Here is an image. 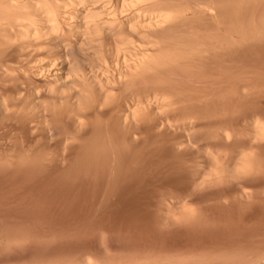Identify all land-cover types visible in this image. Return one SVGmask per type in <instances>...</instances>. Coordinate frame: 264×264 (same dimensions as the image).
Segmentation results:
<instances>
[{
  "label": "rangeland",
  "instance_id": "obj_1",
  "mask_svg": "<svg viewBox=\"0 0 264 264\" xmlns=\"http://www.w3.org/2000/svg\"><path fill=\"white\" fill-rule=\"evenodd\" d=\"M213 2L174 34L246 40L106 97L50 92L0 46V264H264V0ZM161 94V118L119 123Z\"/></svg>",
  "mask_w": 264,
  "mask_h": 264
},
{
  "label": "bare ground",
  "instance_id": "obj_2",
  "mask_svg": "<svg viewBox=\"0 0 264 264\" xmlns=\"http://www.w3.org/2000/svg\"><path fill=\"white\" fill-rule=\"evenodd\" d=\"M216 5L213 0H0V46L21 45L25 65L16 68L40 79L50 92L79 94L95 87L106 97L116 84L129 86L165 66L246 40L243 31L215 40L198 35L199 30L190 36L174 34L187 23L212 19ZM9 70L0 64L1 76ZM161 96L141 102L132 98L119 110V123L128 126L148 112L160 117L168 105ZM253 132L262 138L264 125ZM242 169L245 165L232 170Z\"/></svg>",
  "mask_w": 264,
  "mask_h": 264
}]
</instances>
